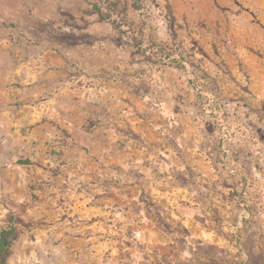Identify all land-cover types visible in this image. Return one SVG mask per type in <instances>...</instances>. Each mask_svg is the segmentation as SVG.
<instances>
[{"label":"rangeland","instance_id":"rangeland-1","mask_svg":"<svg viewBox=\"0 0 264 264\" xmlns=\"http://www.w3.org/2000/svg\"><path fill=\"white\" fill-rule=\"evenodd\" d=\"M0 28L63 87L140 98L112 163L88 150L98 121L72 99L43 140L14 126L0 147L10 264H264V0H0Z\"/></svg>","mask_w":264,"mask_h":264},{"label":"crops","instance_id":"crops-1","mask_svg":"<svg viewBox=\"0 0 264 264\" xmlns=\"http://www.w3.org/2000/svg\"><path fill=\"white\" fill-rule=\"evenodd\" d=\"M5 33L6 30L0 28V147H7L14 126L19 124L33 126L30 141L45 139L46 124L59 121L63 104L69 99L84 104L88 108V119L98 121L95 128L88 129L89 151L108 152L112 163L121 158L117 151L122 143L126 147L133 146L126 136L140 121V98L133 89L108 82L100 89L63 87L60 71L29 67L21 62L22 55L12 51V43ZM44 51L42 55L52 62L60 61L50 50L45 48ZM42 60L41 64L46 62ZM16 76L20 82L31 81L33 85H13ZM93 166L96 165L92 164L90 170L97 167Z\"/></svg>","mask_w":264,"mask_h":264},{"label":"trees","instance_id":"trees-1","mask_svg":"<svg viewBox=\"0 0 264 264\" xmlns=\"http://www.w3.org/2000/svg\"><path fill=\"white\" fill-rule=\"evenodd\" d=\"M99 12H101L99 10ZM184 61L186 59H183ZM182 65V62H181ZM209 106L208 107L212 112H222L224 111V105L222 104L221 98L216 97L212 98L208 101ZM200 125L202 128H209L211 130H216L215 125L210 123L208 120H202L200 122ZM214 149V148H213ZM19 163H29V160L27 159H20ZM19 230L17 226L15 225H9L7 227L0 229V264H10V258L13 253V247L15 245V242L19 238Z\"/></svg>","mask_w":264,"mask_h":264}]
</instances>
